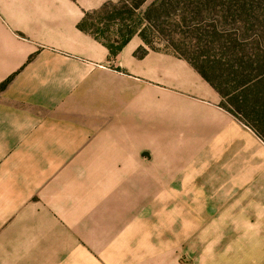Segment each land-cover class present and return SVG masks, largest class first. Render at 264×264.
Wrapping results in <instances>:
<instances>
[{
	"label": "crops",
	"instance_id": "0c3cea01",
	"mask_svg": "<svg viewBox=\"0 0 264 264\" xmlns=\"http://www.w3.org/2000/svg\"><path fill=\"white\" fill-rule=\"evenodd\" d=\"M106 1L0 0V264H185L264 187V141L188 61L110 52Z\"/></svg>",
	"mask_w": 264,
	"mask_h": 264
},
{
	"label": "rangeland",
	"instance_id": "374dc122",
	"mask_svg": "<svg viewBox=\"0 0 264 264\" xmlns=\"http://www.w3.org/2000/svg\"><path fill=\"white\" fill-rule=\"evenodd\" d=\"M88 1L89 4H93L100 0ZM115 1L116 4H120L121 0H108L106 3L115 4ZM180 1L181 3L174 14L171 16L163 15L161 22L174 25L177 24L178 19L185 18L189 20L190 24L200 22L202 29L207 25L215 24L220 31L225 30L226 34H221L219 39L204 37V42H207L211 48L209 53L212 60L224 62L232 58L231 53L229 54V52H232V45L223 51L219 48L220 42L228 44L232 42L244 44L260 42V44H264V20L260 19V15L264 13V5L260 4L261 0H239L245 3L246 6H243L242 3L237 5V0H216V3L212 4V11H203L202 15L196 17L189 12L190 7L188 6L191 1L196 0ZM121 5L116 10L117 16L115 15V9H112V7H109L103 16L100 15L102 17L99 20L103 19V22L106 23L102 30H105V39L111 37V33L115 31L114 25L116 22L112 19L121 17L118 15L119 11H128L127 7L124 9ZM154 24L155 27L160 26V28L165 26L160 24V20ZM190 26V28L184 26V29L176 27L178 35L175 38L191 46L196 43L198 36L202 33L201 30L195 32L196 27L193 24ZM149 33L152 35L151 31ZM188 45L183 46L184 52H187ZM153 46L156 49L162 48L173 53L172 50L165 47L160 39H154ZM251 47L255 48V46H247L245 54L253 52L254 48ZM144 53L145 50H139L138 55L142 56ZM261 61L264 60L261 58L254 59L253 63L256 65L253 74L257 73L256 67L258 64L260 70L264 69V62ZM230 62L232 66L235 65L234 61ZM244 66L250 68L249 59L246 60ZM209 75L214 78L218 85L222 86L224 92L231 94V96L235 97L245 93L240 104L245 107V111L242 113L243 117L254 124L257 122L259 126L261 123L264 134V80L262 83L259 81L256 86H249L242 90L240 89L243 86L240 84L241 82L231 81L234 76L229 72H209ZM220 106L225 109L230 108L224 101L220 102ZM258 177V180L250 181L247 188L242 191L243 203L239 207L242 208L249 219L244 220L239 217L238 220L217 221L215 236L202 235L198 238L188 239L184 246L185 264H264V187L260 188V173H258ZM242 199L240 200L242 201Z\"/></svg>",
	"mask_w": 264,
	"mask_h": 264
},
{
	"label": "trees",
	"instance_id": "16d2710c",
	"mask_svg": "<svg viewBox=\"0 0 264 264\" xmlns=\"http://www.w3.org/2000/svg\"><path fill=\"white\" fill-rule=\"evenodd\" d=\"M196 2L198 3L196 4ZM180 3V0H121L120 4L106 3L100 13L105 14L107 9H109V7H112V9H115L116 15V10L121 4L123 5H121L122 8L125 9L127 7L128 9V11H119L118 15L121 17L112 19L114 22H116L115 24L119 25L120 27L119 30L121 34V40H114L111 42V40L108 39V47L110 49V52L113 54L117 53L124 47V45H126V43L134 34H139L144 42L154 50L156 49L153 46L154 39L162 40L166 48H169L173 51V53L188 61L194 67V69L212 86V88L216 90V92L220 95L221 101H224L230 107L227 108V106V109H225L224 107L222 108L236 117L242 123L245 122L244 124L249 126L264 141V134L262 132L261 123L259 126L257 122L254 124L243 117L242 113L245 111V107L243 104H240L242 96H244L245 93L235 97L231 96V94L224 92L222 86L218 85L215 82L214 78L209 75V72H229L234 76L231 81L241 82L240 84L243 86H241L240 89L242 90L248 88L249 86H256L259 81L260 83H262L264 80V69L260 70L258 64L256 67L257 73L253 74L254 67L256 65L253 62L254 59L257 58H261L264 60V44L262 45L260 44V42L251 44H244L240 42H232L231 44H228L220 42L219 48L220 50L223 49V51L226 48L230 47V45H232V52H229V54L231 53L232 58L224 62L220 60H212L209 53L211 48L209 47V44L207 42H204V37H214L219 39L221 34H226L225 30L220 31L218 26L215 24L207 25V27L202 29V25L199 24L200 22L197 24L192 23L193 26L197 28H195L194 31L197 32L198 30H201L202 33L198 36L196 43L190 46L187 43L185 44V42L176 40L175 37L178 35L177 28L184 29V26L190 28V25L192 24L189 23V20L182 18L180 20H177V24L167 25L166 22H161V19L163 15L171 16L172 14H174V12L178 9ZM214 3H216V0L191 1L188 5L190 7L189 12L195 17L197 15H202L203 11H212V4ZM236 3L237 5H240L241 3L243 6L245 5V3L239 0H237ZM260 4L264 5V0H261ZM260 19L264 20V13L260 15ZM159 20L160 24L165 25L163 26V28H160V26L155 27L154 23L159 22ZM150 31L152 32V35L151 33H149ZM184 45H188V50H186L187 52H184ZM247 46H255V48L251 47L254 48L253 52H250L251 54H245ZM247 59H249V62L251 64L250 68H246L244 66ZM230 61H234L235 65L232 66V63ZM239 116L242 118H240Z\"/></svg>",
	"mask_w": 264,
	"mask_h": 264
}]
</instances>
